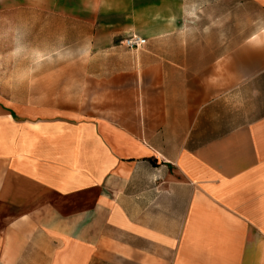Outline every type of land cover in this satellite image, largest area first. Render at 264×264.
I'll list each match as a JSON object with an SVG mask.
<instances>
[{"label":"crops","instance_id":"obj_1","mask_svg":"<svg viewBox=\"0 0 264 264\" xmlns=\"http://www.w3.org/2000/svg\"><path fill=\"white\" fill-rule=\"evenodd\" d=\"M128 1L0 0V264H264V0Z\"/></svg>","mask_w":264,"mask_h":264},{"label":"rangeland","instance_id":"obj_2","mask_svg":"<svg viewBox=\"0 0 264 264\" xmlns=\"http://www.w3.org/2000/svg\"><path fill=\"white\" fill-rule=\"evenodd\" d=\"M33 1L37 2V4L41 3L43 6H48L49 2L48 0H4V6L9 5H16V4H22V5H32ZM52 1V0H51ZM144 1V0H142ZM106 6H116L117 8H120V10H125L128 8L129 1L128 0H105ZM80 6V0H56V7L57 10H65L66 7H74L79 8ZM27 19V16H25ZM91 17L89 15V18L91 20ZM107 18L115 19L116 22L120 23L122 20V16H109L106 15ZM66 17L64 15H57L56 18L54 16H48L47 14H41L40 16H35V19L33 20L32 14L28 15V22L33 23L35 21L36 26L34 30H30L31 26L29 25V28L25 30V51L26 54H32L33 52L31 49L39 48L42 52V54H47L49 52V45H51V51L56 50L57 55L61 58H64V48L65 46L72 40L74 41L77 38V35L79 32L75 31H67L65 30V19ZM55 25L52 26L51 24ZM38 24V25H37ZM138 25L139 27H143L144 22L143 19H138ZM51 26V30H49V27ZM0 33H4V31H0ZM0 39H2V36L0 35ZM33 45H35L33 47ZM6 46V44H5ZM124 46V45H123ZM33 47V48H32ZM125 47V46H124ZM6 48V47H5ZM129 49V48H128ZM29 50V51H28ZM4 51V47L0 46V53ZM31 51V52H30ZM76 57H80V55H77ZM75 58V57H74ZM59 59V57H58ZM26 66H37L38 64H25ZM63 65V63H57V66ZM82 66L83 64L81 62H77L73 64V72L74 75H77V77L82 74ZM75 81V78H74ZM74 84V90L77 91V95L74 96L75 99L79 101L80 99V87H81V80L77 79ZM92 113H96L95 111H92Z\"/></svg>","mask_w":264,"mask_h":264},{"label":"built area","instance_id":"obj_3","mask_svg":"<svg viewBox=\"0 0 264 264\" xmlns=\"http://www.w3.org/2000/svg\"><path fill=\"white\" fill-rule=\"evenodd\" d=\"M145 39L138 35H130L124 41L123 45L129 49H140L145 45Z\"/></svg>","mask_w":264,"mask_h":264}]
</instances>
